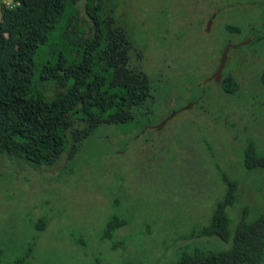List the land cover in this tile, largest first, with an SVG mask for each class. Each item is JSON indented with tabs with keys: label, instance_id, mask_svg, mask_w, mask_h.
Masks as SVG:
<instances>
[{
	"label": "rangeland",
	"instance_id": "374dc122",
	"mask_svg": "<svg viewBox=\"0 0 264 264\" xmlns=\"http://www.w3.org/2000/svg\"><path fill=\"white\" fill-rule=\"evenodd\" d=\"M84 1L76 25L88 33ZM112 9L150 102L128 122L98 125L57 165L0 152V264H171L181 248H228L190 235L209 221L225 179L238 187L231 220L264 209V167L243 166L248 145L264 155V0H105ZM226 46L232 94L211 79Z\"/></svg>",
	"mask_w": 264,
	"mask_h": 264
},
{
	"label": "trees",
	"instance_id": "16d2710c",
	"mask_svg": "<svg viewBox=\"0 0 264 264\" xmlns=\"http://www.w3.org/2000/svg\"><path fill=\"white\" fill-rule=\"evenodd\" d=\"M18 1L0 8V152L51 167L70 157L77 142L98 125L133 119L149 104L151 83L143 71L129 66L131 36L113 24L114 9L104 10L105 0L84 1L92 28L88 33L76 25L77 0ZM35 81L52 82L54 94L45 96ZM219 85L226 93L238 90L231 74L222 76ZM243 166L264 167V155L248 145ZM224 184L209 221L190 235L217 237L230 241L229 247L181 248L171 264L264 260V209L249 220L248 208H241L234 222L227 208L238 198L237 182L225 179ZM109 219L107 231L117 226L116 216Z\"/></svg>",
	"mask_w": 264,
	"mask_h": 264
},
{
	"label": "water",
	"instance_id": "95a60500",
	"mask_svg": "<svg viewBox=\"0 0 264 264\" xmlns=\"http://www.w3.org/2000/svg\"><path fill=\"white\" fill-rule=\"evenodd\" d=\"M210 23V20L208 21ZM228 50V46H226L222 52L220 53V57H219V62H218V65L215 69V73L213 74V79L217 82L219 81L220 77H221V70L224 66V63H225V57H226V51Z\"/></svg>",
	"mask_w": 264,
	"mask_h": 264
},
{
	"label": "built area",
	"instance_id": "2783aa9c",
	"mask_svg": "<svg viewBox=\"0 0 264 264\" xmlns=\"http://www.w3.org/2000/svg\"><path fill=\"white\" fill-rule=\"evenodd\" d=\"M17 5H19L18 0H0V8L1 7L12 8Z\"/></svg>",
	"mask_w": 264,
	"mask_h": 264
},
{
	"label": "flooded vegetation",
	"instance_id": "af4514ba",
	"mask_svg": "<svg viewBox=\"0 0 264 264\" xmlns=\"http://www.w3.org/2000/svg\"><path fill=\"white\" fill-rule=\"evenodd\" d=\"M205 1V3H206V5H210V4H212L213 5V1L214 0H204ZM215 11H212L210 14H212V13H214ZM212 17L214 18V15H212ZM211 22V21H210ZM221 73V72H220ZM221 78H222V75H221V77H220V80H221ZM211 79H213V77H211ZM220 80L217 82L218 84H219V82H220ZM220 86V85H219ZM170 90H172V88L170 89ZM170 112H172V110L170 111Z\"/></svg>",
	"mask_w": 264,
	"mask_h": 264
}]
</instances>
